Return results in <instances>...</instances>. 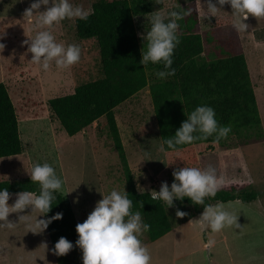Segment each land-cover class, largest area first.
Returning <instances> with one entry per match:
<instances>
[{
    "label": "rangeland",
    "instance_id": "1",
    "mask_svg": "<svg viewBox=\"0 0 264 264\" xmlns=\"http://www.w3.org/2000/svg\"><path fill=\"white\" fill-rule=\"evenodd\" d=\"M92 1L72 0L89 12ZM146 1L151 4V10L134 16L141 52L146 50L147 42L139 34H146L150 29L149 17L160 13L167 19L170 10L191 8V13L178 21V30L189 26L201 34L203 59L210 60L232 52L244 53L264 131V18L249 14L245 21L249 27L238 33L233 27L230 5L225 4L216 17L208 19L203 18L206 0ZM31 2L0 0V43L5 45L0 50V81L5 83L15 106L23 145L20 154L0 157V179L30 177L28 172L34 163L48 162L63 179L59 192L69 200L76 218L84 221L102 198L101 193L125 189L120 160L104 117L69 136L51 114L47 100L70 93L76 85L100 76L98 46L94 38H77L75 19H65L51 29L47 26L38 28L36 16L46 6L41 5L39 10H33L32 16H28L24 13ZM195 17L196 22H192ZM39 30L52 31L56 41L65 46L77 44L81 49L80 60L67 68H58L52 62L47 71L33 63L30 60L32 54L27 51L28 45L22 42L27 39L30 42L29 37ZM147 72L150 73L148 69ZM114 114L137 189L158 191L162 181L170 186L169 156L160 150L162 144L148 87L116 106ZM232 144L235 145L199 153L194 167L212 165L225 182L244 183L248 189L258 192V197L251 202L233 200L212 204H222L237 215L241 227H226L219 232L202 229L197 220L201 211L185 222L175 223L169 232L154 241L149 242L144 233L142 241L150 251L151 264L170 261H177L176 264L190 261L192 264H210L213 260L228 264L231 258L229 250L233 248L228 246L233 245L243 250L239 253L244 258L255 255L264 260V138ZM75 197H78L77 202H74ZM14 200L15 195L8 203L12 204ZM165 206L171 220L178 222L181 219L175 215L178 207L175 204L168 208ZM19 215L25 218L19 219ZM36 217L43 218L30 207L20 213L9 214L8 219L15 224L11 228L0 227V264H59L56 255L50 251L47 229L36 233L29 230L30 226L34 227ZM209 241H212V246L207 243ZM64 256L63 264H82V252L75 244Z\"/></svg>",
    "mask_w": 264,
    "mask_h": 264
},
{
    "label": "trees",
    "instance_id": "2",
    "mask_svg": "<svg viewBox=\"0 0 264 264\" xmlns=\"http://www.w3.org/2000/svg\"><path fill=\"white\" fill-rule=\"evenodd\" d=\"M151 4L146 0H93L91 15L87 21L75 19V34L79 39L94 38L100 57V76L76 85L72 92L47 100L51 114L58 120L63 131L72 136L101 117L105 118L108 133L120 160L125 181V191L133 201V210L142 214L151 225L146 232L149 242L169 232L175 223H182L203 211V205L193 204L189 198L174 199V204L188 215L174 222L162 201H152L149 191L137 189L129 166L124 145L116 122L114 108L148 87L161 144L175 134L187 114L196 106L207 104L214 108L220 125H231L228 136L215 142L214 136L167 149L168 176L180 167H194L197 155L217 147H231L241 141L263 139L264 131L257 104L254 84L244 53L232 52L214 59L202 58L203 39L198 31L189 26L179 29L180 43L173 52L172 68L175 74L159 79L155 73L164 70L162 64L144 66L140 63L141 47L134 16L149 12ZM192 22H196V17ZM147 69L150 73L147 72ZM231 141V142H230ZM23 145L19 135L15 106L4 82L0 81V157L20 154ZM0 188L11 193L39 191L30 177L0 179ZM258 192L246 184L228 181L214 197H206V204L240 200L251 202ZM46 216L62 212L61 219L53 220L47 229L51 248L64 236L75 244L78 238L75 226L83 222L76 218L69 200L56 193V200ZM143 205V206H142ZM45 218V217H43ZM63 264L65 256H57Z\"/></svg>",
    "mask_w": 264,
    "mask_h": 264
},
{
    "label": "clouds",
    "instance_id": "3",
    "mask_svg": "<svg viewBox=\"0 0 264 264\" xmlns=\"http://www.w3.org/2000/svg\"><path fill=\"white\" fill-rule=\"evenodd\" d=\"M161 0H155L160 3ZM225 4L230 5L234 17L233 27L238 33L245 32L249 25L245 22L249 14L256 18H264V0H206V9L203 18L216 17L217 12ZM41 5L46 6L42 12H38L35 24L38 28L48 29L59 24L65 19H79L87 21L91 13L80 5H75L72 0H32L25 10L26 15L32 16L33 10H39ZM50 5V6H49ZM218 5L220 7H218ZM191 8L170 10L169 18L160 13L149 17L150 29L140 33L143 41H146V50L142 51L140 63L144 66L149 63L162 64L164 70L155 73L157 78L165 79L175 74L173 64V52L180 43L178 35V21L191 13ZM22 43L28 45L27 51L32 54L31 61L47 71L52 62L58 68H67L80 60L81 49L77 44L64 45L56 41L50 30H39L36 34ZM5 45L0 43V50ZM231 125H220L216 119L213 107L201 104L187 114L175 134L163 141L161 151L175 150L178 145L189 144L196 140H204L214 136L215 142H219L228 136ZM149 160V159H148ZM30 180L39 186V191H20L15 194L7 188H0V227L11 228L15 223L8 219L10 213H20L26 208L36 210L42 217L35 221L32 232H43L53 220L61 219L62 212H56L52 216H46L51 211L56 200V193L62 189L63 179L57 175L54 167L48 162H36L28 172ZM173 182L169 186L162 181L159 190H151L152 201H162L167 208L174 205V199L183 201L185 197L195 205H203V211L199 216V224L202 229H210L219 232L226 227L240 228L237 215L227 210L222 204H206V197H214L223 187L225 179L217 174L212 165L206 168L180 167L172 172ZM66 192L65 194H67ZM15 195L12 204L8 201ZM93 210L87 218L75 226L78 238L75 246L82 252V264H151V254L143 243L142 236L148 232L151 225L144 221L138 210H133V201L128 193L123 190L112 189L107 194L101 193ZM78 197L74 198V202ZM143 206V205H142ZM177 217L188 215L187 212L176 210ZM25 218L19 215V219ZM38 229V231H37ZM212 241H209V245ZM74 244L64 236H61L50 249L55 255L61 256L72 250Z\"/></svg>",
    "mask_w": 264,
    "mask_h": 264
},
{
    "label": "crops",
    "instance_id": "4",
    "mask_svg": "<svg viewBox=\"0 0 264 264\" xmlns=\"http://www.w3.org/2000/svg\"><path fill=\"white\" fill-rule=\"evenodd\" d=\"M207 243L209 244V242H207ZM212 245H213V243L210 246H212ZM207 246H209V245H207ZM228 247H233V248H230V250H229ZM228 247L225 246V249L229 250L230 255H231V258L227 261L228 264H264V260L263 259H259L255 255H248L247 258H244L243 254L239 253L240 251H243L242 249L238 250L239 247H235L234 245L233 246H228ZM245 247H247V246H245ZM235 250L238 253L233 254L232 252L235 251ZM227 255H228V253H227ZM165 263H167V264H176L177 261H170V262H165ZM180 263L181 264H192L191 261L190 262H180ZM219 263H222V262H218V261H215V260L210 262V264H219Z\"/></svg>",
    "mask_w": 264,
    "mask_h": 264
}]
</instances>
